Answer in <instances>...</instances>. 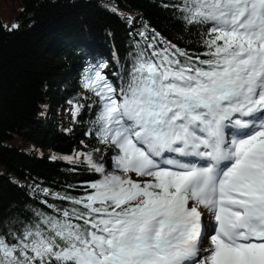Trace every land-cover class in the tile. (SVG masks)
Returning <instances> with one entry per match:
<instances>
[{"label": "snow or ice", "instance_id": "obj_1", "mask_svg": "<svg viewBox=\"0 0 264 264\" xmlns=\"http://www.w3.org/2000/svg\"><path fill=\"white\" fill-rule=\"evenodd\" d=\"M163 7L202 51L152 29L116 82L106 62L86 69L89 135L122 175L64 157L102 179L0 220V264H264V0Z\"/></svg>", "mask_w": 264, "mask_h": 264}, {"label": "trees", "instance_id": "obj_2", "mask_svg": "<svg viewBox=\"0 0 264 264\" xmlns=\"http://www.w3.org/2000/svg\"><path fill=\"white\" fill-rule=\"evenodd\" d=\"M176 0H17V29L0 21V220L43 204L68 206L53 193L83 194V182L102 176L63 159L77 152L112 151L89 135L97 115L92 96L82 87L86 69L106 62L116 82L129 52L142 44L137 33L151 30L177 46L202 51L198 37L186 32L164 4ZM131 21V22H130ZM147 26V28L145 27ZM78 84L79 90L73 86ZM65 101L82 105L70 128L59 113ZM18 136L23 150L5 140Z\"/></svg>", "mask_w": 264, "mask_h": 264}, {"label": "rangeland", "instance_id": "obj_3", "mask_svg": "<svg viewBox=\"0 0 264 264\" xmlns=\"http://www.w3.org/2000/svg\"><path fill=\"white\" fill-rule=\"evenodd\" d=\"M18 8L17 0H0V21L3 25H6L8 27H11L13 24H16L17 18H16V10ZM75 89L79 90L78 84L73 86ZM76 103H72L69 101H65L61 104L59 108V113L62 117H64L68 123V128L71 127L73 121L77 117L75 114V107ZM7 144L10 145H18L23 150H29L31 149V144L27 143L25 141H21L18 136H14L12 138H9L5 140ZM98 150V149H96ZM94 150L92 152V156L94 159H96L98 162H101L105 165L106 172L115 173L116 175H122L118 170L114 169L112 167V159L109 154H106L104 151ZM80 153V152H77ZM75 153V157L76 154ZM72 156V155H69ZM82 159V157H81ZM134 179H138L136 177H133Z\"/></svg>", "mask_w": 264, "mask_h": 264}, {"label": "built area", "instance_id": "obj_4", "mask_svg": "<svg viewBox=\"0 0 264 264\" xmlns=\"http://www.w3.org/2000/svg\"><path fill=\"white\" fill-rule=\"evenodd\" d=\"M80 154H81V153H80ZM72 157H74V158H75V155L73 154V155H72ZM81 157H82V156H80V159H81Z\"/></svg>", "mask_w": 264, "mask_h": 264}]
</instances>
